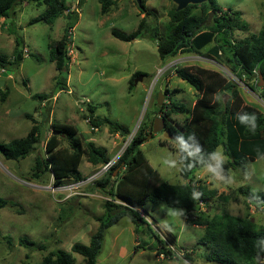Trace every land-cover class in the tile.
I'll return each mask as SVG.
<instances>
[{
  "label": "rangeland",
  "instance_id": "obj_1",
  "mask_svg": "<svg viewBox=\"0 0 264 264\" xmlns=\"http://www.w3.org/2000/svg\"><path fill=\"white\" fill-rule=\"evenodd\" d=\"M216 3L223 10L240 12L245 27L233 31L234 40L264 27V0H216ZM136 4V0H116L108 12L101 13L98 0H65L66 9L46 22L36 20L47 9L44 3L18 1L9 16L0 18V55L9 60L7 68L0 70V77L5 70L9 71L0 80V143L24 137L33 124L42 132L47 131V136L52 122L62 123L73 125L83 143L92 141L102 147L109 159L132 130L136 132L152 120L155 94L164 92L161 90L164 87L168 90L166 98L190 108L197 92L170 70L159 72L167 61L159 58L153 38L137 36L121 40L112 33L133 32L141 16H145L148 28L156 26L159 36H165L168 32L166 11L177 3L145 0L149 14L140 13ZM199 11L198 6L191 8L193 13ZM64 33L68 35L67 44L72 53L65 69L59 72L49 55L55 41ZM23 48L27 50L26 56ZM168 60L174 63L169 69L197 64L221 72L237 87L245 103L264 111L258 90L251 88L255 80L237 79L222 54L214 57L206 48L195 53L181 50ZM135 73L138 75L130 84V76ZM138 77L141 78L135 81ZM61 78L67 87L61 84ZM37 94L45 98L34 96ZM217 96L222 97V93ZM89 105L94 107L93 116L106 117L120 131H125L123 139L117 140L111 151L105 145L114 131L107 123L95 129L89 118H83L84 114L90 115ZM185 113L175 119L184 121ZM163 139L170 147L176 146L171 138L163 137V132H157L144 140L140 148L163 180L180 183L184 180L179 175L177 151L160 145ZM43 146L44 141L37 143L32 152L19 159H6L0 153V197L6 200V205L0 208V264H39L44 255L57 249L71 253L73 264H83V257L70 248L74 243H89L98 227L97 217L104 212L103 202L112 197L93 184L84 185L69 198L50 192L46 186L53 178L51 172L44 170L34 177L31 170L35 158L42 168L45 165ZM227 161L218 147L214 159L196 170L192 177L195 184H204L217 192L208 201L209 206H201L199 219L186 223L182 207H168L162 201L146 202L138 207L152 232L172 254H156L158 242L147 226L139 225L135 233L134 224L122 216L104 230L95 264H217L204 259L202 254L206 250L199 244L205 219L213 214H249L257 225L264 226V210L256 209L238 191L240 187L259 191L264 199V155L233 165ZM87 162L82 156L78 166L85 178L98 168ZM20 239L26 241L20 244Z\"/></svg>",
  "mask_w": 264,
  "mask_h": 264
},
{
  "label": "trees",
  "instance_id": "obj_2",
  "mask_svg": "<svg viewBox=\"0 0 264 264\" xmlns=\"http://www.w3.org/2000/svg\"><path fill=\"white\" fill-rule=\"evenodd\" d=\"M18 1L20 0H0V18L9 16L13 5ZM32 1L44 3L47 7L45 13L36 20L50 22L66 9L65 0ZM98 2L100 12L106 13L116 0H98ZM136 5L140 13H150L146 10L145 0H140ZM195 6L199 7V13L191 12V8ZM209 10L213 12L210 19ZM166 14L168 32L165 36H159L156 26L148 28L149 24L145 16L140 18L133 32L124 34L112 31V33L121 40L137 36L153 38L160 59L174 57L181 50L190 53L200 52L211 44L208 52L214 57L222 54L237 79L255 78L254 86L251 88L257 89L264 101V85L257 86L259 75L264 81V27L257 33L234 40L233 31L245 27L241 22L240 12L223 10L216 0H205L200 4L189 3L182 9H177L176 5H173L167 9ZM69 28L70 24L67 26V29ZM67 41L68 35L64 33L50 49L49 58L55 62L59 72L65 69L66 60L69 58ZM18 43L19 41L16 40V44ZM8 63L9 60L0 55V70L6 69ZM253 70L256 71L255 74ZM174 74L195 89L196 100L189 108L180 102L172 101L170 97L166 98L168 90H164L162 93L165 99L161 105L156 103L153 117L159 114L165 119L171 140L176 143L179 175L186 181L177 184L168 183L148 163L140 145L147 135L152 120L148 124L141 125L116 164L93 184L103 193L112 196V200L103 202L104 212L97 217L98 227L91 234L89 243H74L70 248L71 252L83 257V264H95L101 250L104 230L122 216H127L134 224L135 233L139 225L147 226L158 242L155 247L156 254H172L169 248L164 247L159 236L152 232L138 207L146 202L162 201L168 207H182L186 223L196 217L199 219L202 216L200 200L204 202L203 205L209 206L208 201L217 192L204 184H195L192 177L196 170L214 159L218 147L228 158L227 164L230 165L243 160H255L264 155V111L245 103L237 87L226 80L221 72L190 64L175 67ZM137 75L138 73H135L131 76L130 84ZM62 83L65 86L66 81L63 78H61ZM218 93H222V97L218 98ZM225 95L229 98L224 102ZM34 96L39 99L45 98L42 94ZM155 97L157 98V94ZM88 109L92 115L94 107L89 106ZM184 112L186 119L177 121L175 117ZM240 117L246 119L242 121ZM88 122L94 127L107 123L110 130L120 132L119 126L106 117L102 119L89 117ZM46 133L47 131L42 132L38 125L33 124L24 137L0 143V153L6 159L24 158L35 149L37 143L44 141L45 165L42 168L35 158L31 170L34 177H38L44 170H49L54 184L84 178L78 170L82 156H85L95 167L101 166L108 160L104 149L96 146L92 141L83 143L73 125L52 122L49 126V135L46 136ZM159 144L171 148L164 139L160 140ZM238 191L256 209L264 210L261 192L244 187L238 188ZM217 196L223 197L219 194ZM114 198L120 199L125 204L113 202ZM5 205L6 200L0 197V208ZM204 221L199 244H202L206 250L202 254L206 261L217 264H261L259 260L264 258V226L257 225L249 214L244 216L229 213L213 214ZM25 241L20 239L19 243ZM29 243L33 244L31 241ZM159 244L161 246H158ZM39 264H73V257L71 253L57 249L44 255Z\"/></svg>",
  "mask_w": 264,
  "mask_h": 264
},
{
  "label": "built area",
  "instance_id": "obj_3",
  "mask_svg": "<svg viewBox=\"0 0 264 264\" xmlns=\"http://www.w3.org/2000/svg\"><path fill=\"white\" fill-rule=\"evenodd\" d=\"M20 1H28V0H20ZM22 53L24 54V56H26L27 50L23 48ZM71 53H72L71 48H69L67 45V55L70 56ZM171 65H174V63L169 62L162 69H160L159 72H164L165 70L169 69ZM253 73L255 74L256 71L253 70ZM134 134H135V131L132 130L130 134L127 136V138L125 139V141L123 139V144L119 148L117 153L113 155V157L109 158L104 164L99 166L97 170L92 172L88 177L86 178L84 177L80 180H69V181L62 182L60 184H54L53 180H51V182L46 186V188L50 190V192H59L63 194V198H69L70 196L76 194L78 192L77 190L78 189L80 190L84 185L94 184L96 180H98L102 175H104L108 170H110L114 164H116L117 160L119 159L120 155L122 154L123 150L125 149V147L127 146V144L129 143V141L131 140ZM109 200H112V199H109ZM113 202L123 204V205L125 204V202L117 198H114ZM203 204L204 202L200 200V206H202ZM259 262L263 264L264 258H261Z\"/></svg>",
  "mask_w": 264,
  "mask_h": 264
},
{
  "label": "water",
  "instance_id": "obj_4",
  "mask_svg": "<svg viewBox=\"0 0 264 264\" xmlns=\"http://www.w3.org/2000/svg\"><path fill=\"white\" fill-rule=\"evenodd\" d=\"M177 3L176 8L177 9H182L185 6H187V4L191 3V4H200L201 2H204L205 0H174ZM137 4L140 2V0H136ZM212 11L209 12L208 16L209 19L211 17ZM7 73H9L8 70H5L4 72H2L0 80L3 76H5ZM259 82L257 83V86L260 87L262 85H264V81L262 79V76L259 75ZM141 77H138L135 79V81L137 79H140ZM0 84H2V82H0ZM163 94L161 91L157 92V98H156V103L157 105H161L163 102ZM227 95L224 96V102L227 99ZM122 132V131H121ZM157 132H163V137L165 138H171V135L169 133V129L166 126V122L165 119L161 116H155L152 119V122L150 123L149 127H148V132L147 135L144 137V140L150 138L153 134L157 133ZM118 170V168L116 169Z\"/></svg>",
  "mask_w": 264,
  "mask_h": 264
},
{
  "label": "crops",
  "instance_id": "obj_5",
  "mask_svg": "<svg viewBox=\"0 0 264 264\" xmlns=\"http://www.w3.org/2000/svg\"><path fill=\"white\" fill-rule=\"evenodd\" d=\"M142 17V16H141ZM2 19H3V17H1ZM134 31V30H133ZM210 47H211V44L210 45H208V46H206L205 48H206V50L208 51L209 49H210ZM204 49V48H203ZM201 51V50H200ZM199 52V51H198ZM179 53V52H178ZM209 53V52H208ZM210 54V53H209ZM211 55V54H210ZM70 58V57H69ZM160 58V57H159ZM170 58V57H169ZM172 58V57H171ZM162 60H166L167 62L165 63V64H168L170 61L168 60V58H165V59H162ZM169 61V62H168ZM168 70H170L172 73H174V69H167V70H165V71H168ZM173 75H175V74H173ZM131 77V76H130ZM130 80V79H129ZM65 86L67 87V82L65 83ZM161 90H167V87H164L163 89H161ZM168 93V92H167ZM196 99V98H195ZM194 101L195 100H192V103H191V105L194 103ZM90 106V105H89ZM89 106H87V107H89ZM91 108H92V106H90ZM93 113H94V111H93ZM93 113H92V115H87V114H84V117L83 118H86L87 119V117L89 118H98L97 116H93ZM88 120V119H87ZM98 128V126L97 127H95V129H97ZM118 132H115L114 131V133H110L109 134V139H108V141L106 142L108 145H105V146H108L109 147V151H111L113 148H114V143H116L117 142V140H119V139H123V137L124 136H122V135H124L125 134V131L123 130L122 132L120 131L119 132V134H120V136H118V134H117ZM104 146V145H103ZM162 146H165V145H162ZM102 148V147H101ZM103 149V148H102ZM171 149H173V150H175L176 151V146L175 145H173V147H171ZM178 155V154H177ZM149 163V162H148ZM87 164H89V165H91L89 162H87ZM150 164V163H149ZM151 165V164H150ZM152 166V165H151ZM153 167V166H152ZM156 169V168H155ZM157 170V169H156ZM158 171V170H157ZM159 173V172H158ZM160 175V174H159ZM184 180V179H183ZM186 180H184V181H182V182H185ZM182 182H180V183H182ZM146 220V219H145ZM147 221V220H146ZM185 221V220H184ZM148 222V221H147ZM149 223V222H148Z\"/></svg>",
  "mask_w": 264,
  "mask_h": 264
},
{
  "label": "clouds",
  "instance_id": "obj_6",
  "mask_svg": "<svg viewBox=\"0 0 264 264\" xmlns=\"http://www.w3.org/2000/svg\"><path fill=\"white\" fill-rule=\"evenodd\" d=\"M240 119L243 121L244 119H246V117H240Z\"/></svg>",
  "mask_w": 264,
  "mask_h": 264
}]
</instances>
